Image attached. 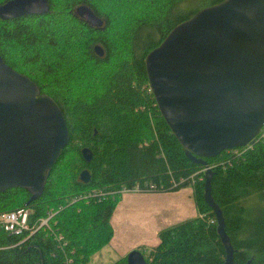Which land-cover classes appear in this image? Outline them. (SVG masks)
<instances>
[{"label":"trees","instance_id":"16d2710c","mask_svg":"<svg viewBox=\"0 0 264 264\" xmlns=\"http://www.w3.org/2000/svg\"><path fill=\"white\" fill-rule=\"evenodd\" d=\"M7 0H0V4ZM221 0H47L48 10L0 18V56L60 107L69 140L51 166L42 193L27 202L22 187L0 192V212L24 207L28 228L0 225V264H86L108 244L121 188L151 192L190 185L197 214L160 229L150 264H224L210 197L223 217L233 264H264V137L197 163L161 117L147 85L146 53L177 23ZM89 7L101 21L80 18ZM187 4H196L183 10ZM100 45L102 55L94 51ZM91 159L85 161L82 148ZM87 169V182L79 178ZM89 197L76 198L89 191ZM147 192V191H143ZM49 211L48 227H37ZM110 264H126V255Z\"/></svg>","mask_w":264,"mask_h":264},{"label":"water","instance_id":"95a60500","mask_svg":"<svg viewBox=\"0 0 264 264\" xmlns=\"http://www.w3.org/2000/svg\"><path fill=\"white\" fill-rule=\"evenodd\" d=\"M47 10V0H7L0 18ZM75 12L92 25L102 23L83 4ZM94 51L103 53L98 44ZM144 67L157 109L190 160L205 163L204 157L246 145L264 125V0H221L198 9L146 53ZM68 140L55 100L0 56V192L22 187L30 193L27 202L38 197ZM81 151L89 161L90 150ZM206 169L204 199L216 217L224 264H233ZM89 177L87 169L80 171L81 181ZM126 264L150 263L132 249Z\"/></svg>","mask_w":264,"mask_h":264},{"label":"crops","instance_id":"0c3cea01","mask_svg":"<svg viewBox=\"0 0 264 264\" xmlns=\"http://www.w3.org/2000/svg\"><path fill=\"white\" fill-rule=\"evenodd\" d=\"M181 189L147 193L129 191L121 194V198L116 204L109 220L114 232L108 244H111L115 236L117 237V241L126 235L127 237L134 238L127 242L130 249L123 252L120 257L140 246L146 250L154 247L159 241L157 233L160 229L186 219L187 201L184 195L180 193ZM119 206L122 207L115 216ZM193 208H195L194 203L191 210ZM116 218L118 219L116 220ZM113 220L117 221L116 224L118 225L120 223L123 224L121 229H118V234H116ZM153 236L154 240L152 239ZM106 245L103 248H106ZM89 262L92 261L90 260Z\"/></svg>","mask_w":264,"mask_h":264},{"label":"rangeland","instance_id":"374dc122","mask_svg":"<svg viewBox=\"0 0 264 264\" xmlns=\"http://www.w3.org/2000/svg\"><path fill=\"white\" fill-rule=\"evenodd\" d=\"M195 6H196V4H194V5L193 4H187L186 6L182 7V9L183 10H190V9H192ZM147 192H151V191H147ZM180 193L182 195H184V197H185V199L187 201V206H186V212L187 213H186V217L185 218L187 219V218L195 216L197 214L195 208H193V210H191V207L193 206V202H192V188H191V186L187 185L185 187H182ZM121 207L122 206H119V208L116 211L115 216L117 215V213H118V211H119V209ZM117 219L118 218H116V220ZM114 220H113V224H114L115 229H116V234H118V229L119 228L121 229L123 224L120 223L118 225V224H116L117 221H114ZM112 229H113V226H112ZM113 232H114V229H113ZM131 239H134V238L127 237V235H126L121 240L117 241V237L115 236L114 239L112 240L111 244L109 243V244H107L105 246L106 248L102 247L100 250H98V252H95L96 254L94 253L93 254L94 256H91L90 260L92 261V263L94 262L96 264H110V263H113L117 258H119L123 254V252H125V251L130 249V247H129L127 242L129 240H131ZM152 239L154 240V236L152 237ZM141 249L145 253L150 250V249L146 250L143 247H141Z\"/></svg>","mask_w":264,"mask_h":264},{"label":"built area","instance_id":"2783aa9c","mask_svg":"<svg viewBox=\"0 0 264 264\" xmlns=\"http://www.w3.org/2000/svg\"><path fill=\"white\" fill-rule=\"evenodd\" d=\"M258 137H264V125L260 128L259 133L254 138H258ZM250 144L251 143L249 142L246 144V146H249ZM145 185L147 186L145 188L139 187L138 185H135L131 189L123 187L119 191L123 194L129 191L143 192V191H149V190L156 189L155 185L153 184H148V185L145 184ZM96 192H97L96 190H92V191L87 192L84 195L80 194L76 198L89 197L90 195H93ZM52 215H53V212L49 211L46 217L40 219L37 227H40L42 225H46L45 227H48L47 223H48L49 218ZM28 216H29V210L24 207H19V208L9 210V211H3V212H0V225L2 226L4 230L10 231V232H20L28 228V223H27ZM86 264H96V263L88 262Z\"/></svg>","mask_w":264,"mask_h":264}]
</instances>
